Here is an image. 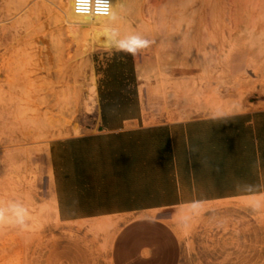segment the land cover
Returning <instances> with one entry per match:
<instances>
[{"label":"rangeland","instance_id":"obj_1","mask_svg":"<svg viewBox=\"0 0 264 264\" xmlns=\"http://www.w3.org/2000/svg\"><path fill=\"white\" fill-rule=\"evenodd\" d=\"M62 2L0 0V243L9 258L264 264V196L65 223L47 153L52 140L97 131L95 59L116 49L139 57L166 101L182 102V119L236 113L248 94L264 100V77L233 72L242 59L264 75V0H126L108 34L115 49L90 30L72 35Z\"/></svg>","mask_w":264,"mask_h":264},{"label":"crops","instance_id":"obj_2","mask_svg":"<svg viewBox=\"0 0 264 264\" xmlns=\"http://www.w3.org/2000/svg\"><path fill=\"white\" fill-rule=\"evenodd\" d=\"M112 51L95 59L97 131L47 146L57 220L264 196L263 99L248 94L236 113L182 119V102L164 99L139 57Z\"/></svg>","mask_w":264,"mask_h":264},{"label":"bare ground","instance_id":"obj_3","mask_svg":"<svg viewBox=\"0 0 264 264\" xmlns=\"http://www.w3.org/2000/svg\"><path fill=\"white\" fill-rule=\"evenodd\" d=\"M125 5L126 0H111V9L107 17L92 18L76 14L73 9V0H63L62 4L60 5V18L70 28V33L72 35L76 36V34L81 30H90L94 32V38H99V36L105 37V39L99 41L100 45H102L104 49H115L121 46V42L117 41L116 39L110 38V35L108 34L119 25L121 20L120 18L125 10ZM241 60L242 59H236V61L234 62V74L238 75L240 78H245L246 75H249L247 72L253 70V72H251V75H249L251 78L264 77L262 70H255L249 65L248 66L250 69H247V66L244 65ZM262 87L264 88V85H262ZM239 109L240 105L233 107V110L237 111ZM13 251L15 252L16 250ZM13 251L11 253H14ZM9 256L5 252L4 243H0V264H16L14 262L15 260H12L15 259V257H12L11 259L9 258Z\"/></svg>","mask_w":264,"mask_h":264},{"label":"built area","instance_id":"obj_4","mask_svg":"<svg viewBox=\"0 0 264 264\" xmlns=\"http://www.w3.org/2000/svg\"><path fill=\"white\" fill-rule=\"evenodd\" d=\"M76 14L92 18L107 17L111 9V0H73Z\"/></svg>","mask_w":264,"mask_h":264}]
</instances>
